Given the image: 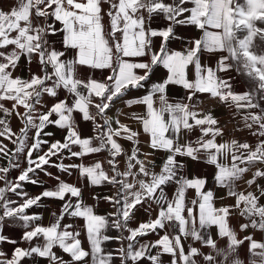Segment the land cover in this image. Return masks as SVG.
Instances as JSON below:
<instances>
[{
  "label": "snow or ice",
  "instance_id": "6c2138e0",
  "mask_svg": "<svg viewBox=\"0 0 264 264\" xmlns=\"http://www.w3.org/2000/svg\"><path fill=\"white\" fill-rule=\"evenodd\" d=\"M191 28L198 35L184 34ZM22 58L27 77L14 74ZM170 87L184 95L170 97ZM201 94L240 114L255 144L223 141ZM134 106L143 111L123 112ZM0 114V264H165V255L168 264H264V242L240 235L264 232V0H15L0 7ZM141 134L152 151L142 153ZM186 161L213 168V187ZM250 171L252 190L238 191ZM41 173L55 184L31 195L25 184L43 187ZM97 187L110 195L90 191ZM45 198L61 202L47 225L29 211ZM225 198L234 204L217 207ZM101 202L111 211L99 214ZM141 209L149 219L133 226ZM150 234L157 238L143 239Z\"/></svg>",
  "mask_w": 264,
  "mask_h": 264
},
{
  "label": "crops",
  "instance_id": "0c3cea01",
  "mask_svg": "<svg viewBox=\"0 0 264 264\" xmlns=\"http://www.w3.org/2000/svg\"><path fill=\"white\" fill-rule=\"evenodd\" d=\"M14 2H15V0H0V7H4L5 9H7V7L10 4H13ZM184 34L186 36L198 35V32H197L196 29L191 28V29H188ZM156 43L158 44L159 41L157 40ZM172 47L176 48V49H179V48L182 47V45L176 43V44H173ZM32 67H33V69H35V65H33ZM27 68H28L27 62H26V60L24 58H22L21 62H20V65H19L18 69L16 70V72L14 74L17 75V76H21V77H27V75H28ZM100 75L101 74L99 72L96 73V77L97 78H100ZM163 75H164V70L163 69H158L156 71V73L153 75L152 79L154 81L158 80V79L162 78ZM140 94L141 93H138V92H132V93H130V96H137V95H140ZM183 95H184V91L182 89H180L178 87H170L169 88V96L170 97H180V96H183ZM61 96H63V93H61ZM45 99L49 103H51L50 98L46 97ZM200 99L202 101L201 108L203 109V111L205 113L210 111L211 114L218 120V122H219L218 126H220L223 129V133H224L223 137H222L223 141H230L232 139H237L240 142H243V141L247 140L249 143H251L253 145L255 144L256 137H253L248 132V130L244 128L242 117H241L240 114H237L235 116L233 115L234 109L230 110L225 105L217 103L216 101L210 99L207 94H201L200 95ZM7 106L11 107V104L8 103ZM118 106H120V105H118ZM21 111H22V109H21ZM132 111H135V112H138V113L142 112L143 111V107L142 106H134L131 110H129L128 108H123V112L124 113L130 114V112H132ZM113 112H115V110H113ZM0 115H2V114H0ZM120 119L122 120V122H125V123L129 122L126 116L122 115V116H120ZM11 126H12V128L14 130L18 131L19 127L21 125H20V122H19L18 119L13 118L11 120ZM130 126L134 130L139 127L135 122L131 123ZM85 127L90 128V125H85L82 122L81 123V128H85ZM47 131H50V132L54 133V136L52 137V139H60V140H62L63 136L65 135V133L63 131H61L59 129H56L54 127H49L47 129ZM147 139H148L147 136L141 134V136H140L141 144L139 146L141 148L142 153H148V152L152 151L147 146V144L144 143V141H146ZM220 139L221 138H218V140H220ZM2 142L4 144H6L9 149L13 148V145L11 144L10 141L2 140ZM120 143L124 146L125 149H130L131 148L130 142L121 140ZM162 156H163V153L157 152L155 154L154 159H155V163H156L157 166L161 163V157ZM102 158H103V154H98L96 156L87 157L84 160V162L85 163H90L94 159H102ZM140 158L141 159H145V157L143 155H141ZM53 159L55 160V158H53ZM73 162L80 163L79 160H75V161L66 160L65 161V163H73ZM4 163H5V161L3 159H0V165H3ZM186 163H187L186 171L189 174L195 173V174H198V175H207L209 177L208 187L209 188L213 187V184H212V181H211V174L214 171L213 168H211L210 166H206V165H204L202 163H196V162H192V161H186ZM104 167L107 168V164L106 163L104 164ZM48 170L53 172L54 174H57V171H56L55 168H48ZM157 170H158V167H157ZM252 170L254 171L255 169H252ZM16 175H18V172H16V171H13L11 173V176H13V177L16 176ZM40 178L41 179H45L47 181L43 185V187L34 186V185L30 184V183L25 184V190L27 192H29L31 195L39 194L45 188H48L51 185L55 184L54 180H50V179H47V178L43 177L42 173L40 174ZM62 178L67 180L68 182H75V179H76L75 175L73 177H68L66 174L62 175ZM250 178H251V171L249 173H246L245 176L240 181L237 182V190L238 191L239 190H252V189H248V186L245 183V181H247ZM259 183L264 184V180H260ZM90 191L96 192V193L101 194V195H110V192L108 191V189L106 187H97V188H94V189H90ZM167 191H168L169 195H171L172 188H168ZM187 195L190 198H192V197H194V192L190 190ZM215 195H216L217 198L225 197L226 190L225 189H221L219 187H216L215 188ZM84 196H85L86 202L88 204H94L95 203L90 198L88 189L85 190ZM234 202L235 201L233 199H231V198H225L223 200L217 199L216 200V206L218 207L221 204H234ZM260 202L262 204H264V199H261ZM42 204H43L42 207H35L34 206L29 211L31 213H37L38 212V213L42 214L43 219H42V221H40V223H43L44 225H47L50 222L51 213L53 211H58L59 210L61 202L58 201V200H55V199L45 198L42 201ZM96 211L99 214H105V213L111 211V207H110L109 204L101 202V203H99L98 207L96 208ZM154 216H155V213H153V217ZM147 219H149L148 215L146 213H144L143 210L141 209L140 211H138L136 213V221L133 224V226H135L136 223H138L140 221H145ZM67 222L68 221L65 220V223H67ZM75 223L76 224H82V221L81 220H76ZM231 225L234 228H236L237 231H239L238 221H237L236 218H233L231 220ZM12 234L18 239L20 234H21V230L17 229ZM161 234H163V233L161 232ZM109 235H116V233L115 232H110ZM211 235L214 238L216 237V229L214 227L211 229ZM240 235H241V237L246 236V235H253V238L255 240L264 242V232H260L258 230H254L252 228H248L245 232L240 233ZM156 238L157 237H156L155 234H150L147 237H144L143 239L144 240L153 241ZM221 245L223 246V241H221ZM19 246L20 247H27V245L23 244V243L19 244ZM109 246L111 247L112 245H109ZM196 246L199 247L198 244ZM3 247L10 253L13 246L9 245V244H5ZM185 247H187V243L185 244ZM246 249H247V242L245 243V245L241 249L242 256H246ZM204 251H208V249H204ZM65 259H67V256H65ZM162 259L164 260L165 264H168V262L170 260V257L165 255V256L162 257Z\"/></svg>",
  "mask_w": 264,
  "mask_h": 264
},
{
  "label": "rangeland",
  "instance_id": "374dc122",
  "mask_svg": "<svg viewBox=\"0 0 264 264\" xmlns=\"http://www.w3.org/2000/svg\"><path fill=\"white\" fill-rule=\"evenodd\" d=\"M240 2L242 3L243 2V0H240ZM230 75L231 76H236V73L234 74V73H230ZM237 79H239V77H237ZM239 90V89H238Z\"/></svg>",
  "mask_w": 264,
  "mask_h": 264
}]
</instances>
